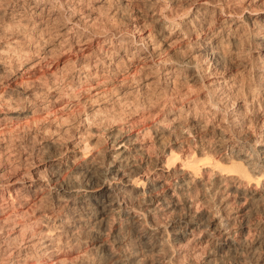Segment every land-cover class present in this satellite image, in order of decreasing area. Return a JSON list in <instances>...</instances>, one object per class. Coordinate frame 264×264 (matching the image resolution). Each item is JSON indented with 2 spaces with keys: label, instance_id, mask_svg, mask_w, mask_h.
<instances>
[{
  "label": "bare ground",
  "instance_id": "obj_1",
  "mask_svg": "<svg viewBox=\"0 0 264 264\" xmlns=\"http://www.w3.org/2000/svg\"><path fill=\"white\" fill-rule=\"evenodd\" d=\"M260 1L0 0V264H264Z\"/></svg>",
  "mask_w": 264,
  "mask_h": 264
},
{
  "label": "rangeland",
  "instance_id": "obj_2",
  "mask_svg": "<svg viewBox=\"0 0 264 264\" xmlns=\"http://www.w3.org/2000/svg\"><path fill=\"white\" fill-rule=\"evenodd\" d=\"M260 2H256V5L264 6L263 4L264 0L263 1L261 0ZM13 56L14 54L12 52L10 53V57L6 58L5 61L8 64L7 66H11V67L16 66L17 61L16 63L13 62L12 65L10 63L11 61H14L15 58H17L16 56L14 57ZM37 75H40V73H38ZM12 85L14 84L12 83ZM4 127L5 126L0 127V132H1L0 133V181L2 182L8 181L9 179L13 178L16 174H19L21 171L30 169L29 167L26 168V165L30 166L31 163L35 164L36 161L38 162V160H36V159H39L38 156L35 155L34 158L33 159L30 158V161L28 162L24 161V159L30 157L31 153H34L35 151L40 149L43 142H45L47 139L53 140L56 135V133L52 132V133H49L48 135H45V137L43 138L42 137L43 135H40V133L39 135L32 133V130L34 129H35L34 131H37V130L39 131V128L41 129L40 125L39 126L38 125H25V124L21 125L20 123H17V124H11L5 128ZM39 132L42 133L43 131L41 130ZM34 135H36L37 137ZM39 137L40 138L42 137L43 140H39L40 139ZM64 138L65 140L63 139V141H68L67 139H69L65 136ZM5 144L6 146H4ZM4 147L8 149L7 150L8 152L6 150H3ZM33 161H35V163ZM29 162H31L30 165L27 164ZM19 164L21 165L22 168L19 167L20 166ZM15 169L16 171H18L17 173ZM29 207L30 206H28V208Z\"/></svg>",
  "mask_w": 264,
  "mask_h": 264
}]
</instances>
